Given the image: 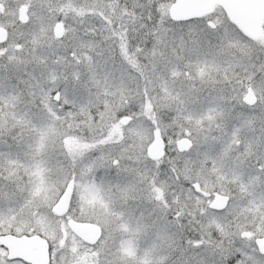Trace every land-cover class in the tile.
<instances>
[{
	"label": "snow or ice",
	"instance_id": "snow-or-ice-1",
	"mask_svg": "<svg viewBox=\"0 0 264 264\" xmlns=\"http://www.w3.org/2000/svg\"><path fill=\"white\" fill-rule=\"evenodd\" d=\"M0 264H264V0H0Z\"/></svg>",
	"mask_w": 264,
	"mask_h": 264
}]
</instances>
